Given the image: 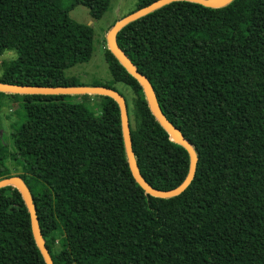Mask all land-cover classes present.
Masks as SVG:
<instances>
[{
	"label": "trees",
	"instance_id": "1",
	"mask_svg": "<svg viewBox=\"0 0 264 264\" xmlns=\"http://www.w3.org/2000/svg\"><path fill=\"white\" fill-rule=\"evenodd\" d=\"M156 1L136 0L132 13ZM110 3L0 0V59L18 53L0 64V83L83 86L65 72L92 59L95 30L70 12L84 6L99 20ZM117 42L197 151L196 176L178 197L146 194L112 98L0 93V111L9 100L24 115L12 151L0 116V179L20 176L31 190L54 264H264V0L220 9L174 2L125 26ZM104 57L113 83L134 94L129 117L141 174L157 190L178 188L188 151L108 48ZM57 238L65 245L56 247ZM0 264H46L11 186L0 189Z\"/></svg>",
	"mask_w": 264,
	"mask_h": 264
},
{
	"label": "water",
	"instance_id": "2",
	"mask_svg": "<svg viewBox=\"0 0 264 264\" xmlns=\"http://www.w3.org/2000/svg\"><path fill=\"white\" fill-rule=\"evenodd\" d=\"M181 1L196 3L207 8L220 9L228 6L234 0H158L155 3L117 21L107 35L108 49L116 57L120 64L128 71V73L140 83L146 96L148 106L156 120L167 131L171 139L183 146L190 155V169L188 176L178 188L170 191L157 190L144 179L139 169L133 148L128 103L126 98L119 91L105 86L38 87L0 83V93L15 95H97L112 98L118 104L120 109L126 153L131 172L136 182L142 187L146 194L155 198L171 199L180 196L189 188L195 179L197 165L199 162L197 151L195 150L194 146L185 138L183 133L165 116L159 104L153 85L151 84L150 80L138 70L131 59L120 48L117 42V35L128 24L143 18L171 3ZM10 186L18 190L29 211L33 235L46 264H54L52 255L42 234L37 206L35 204L31 190L20 176H11L0 179V189Z\"/></svg>",
	"mask_w": 264,
	"mask_h": 264
},
{
	"label": "rangeland",
	"instance_id": "3",
	"mask_svg": "<svg viewBox=\"0 0 264 264\" xmlns=\"http://www.w3.org/2000/svg\"><path fill=\"white\" fill-rule=\"evenodd\" d=\"M136 10V0H111L110 7L105 15L95 20L92 18L90 10L84 6H77L70 12V17L78 23L90 25L95 30L94 36V55L88 63L78 64L73 68L66 70V76L77 77L78 82L83 86H93L96 83L110 85L121 92L127 100L130 112L133 111L134 94L122 84H114L110 74L108 64L105 60L104 53L108 48L107 35L114 24ZM18 53L15 50L6 51L0 59L2 62L16 60ZM1 75V65H0ZM93 106L100 104L99 99L91 100ZM114 111V107H112ZM22 110L15 107L9 100L1 101V124L3 132V141L12 151V132L15 127H20L24 120ZM52 243L56 247L65 245V239H55Z\"/></svg>",
	"mask_w": 264,
	"mask_h": 264
}]
</instances>
